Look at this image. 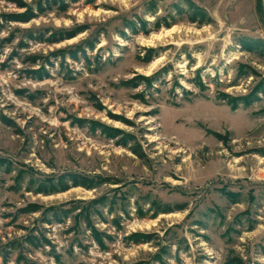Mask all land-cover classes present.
<instances>
[{
    "label": "rangeland",
    "instance_id": "obj_1",
    "mask_svg": "<svg viewBox=\"0 0 264 264\" xmlns=\"http://www.w3.org/2000/svg\"><path fill=\"white\" fill-rule=\"evenodd\" d=\"M0 264H264L262 0H0Z\"/></svg>",
    "mask_w": 264,
    "mask_h": 264
},
{
    "label": "trees",
    "instance_id": "obj_2",
    "mask_svg": "<svg viewBox=\"0 0 264 264\" xmlns=\"http://www.w3.org/2000/svg\"><path fill=\"white\" fill-rule=\"evenodd\" d=\"M192 9H193V13H196V11H198V14L201 15V19L200 21H204L203 19V16L205 15L203 13L202 10H200L199 8L197 7H194L193 8V5H191ZM28 20L30 18H27ZM196 20L195 17L191 18L190 21L194 22ZM71 34H68V36L66 37H70ZM260 44L259 41H244V40H241L240 41V45L243 49L245 50H250L252 51L251 49H253V46L254 44L257 45ZM82 54L84 55V52H82ZM70 57L72 58H76V52H73L72 54H70ZM151 57L148 56L147 57V60H149ZM197 78H199V76L197 75ZM145 81H147L148 85H151L154 81H156V79L154 77L152 78H145L144 79ZM200 83V82H199ZM242 103H244L245 105L249 104L252 100L251 99H246V98H240ZM116 136V135H115ZM68 178L71 180L72 182V186L76 187V186H81V187H84L86 189H92V188H95L97 186V184H95V182H88V180H86L85 178L83 177H80V176H76V175H69ZM63 177H61L56 183H52V182H49V183H46V184H42L38 190H37V193H44V194H48V193H52V192H57V191H64L66 189H68V186L67 184H65V182L62 180ZM94 233V237L97 239L98 242H100V240L98 239V236L96 235L95 232ZM32 240V239H31ZM30 241V243H32V241ZM41 244V243H40ZM46 244H48V242L46 241Z\"/></svg>",
    "mask_w": 264,
    "mask_h": 264
},
{
    "label": "bare ground",
    "instance_id": "obj_3",
    "mask_svg": "<svg viewBox=\"0 0 264 264\" xmlns=\"http://www.w3.org/2000/svg\"><path fill=\"white\" fill-rule=\"evenodd\" d=\"M170 32V30H166L163 34H161V33H159V34H155V35H152L149 39H151V40H148L147 42H151L152 40H158V39H160L162 36H164L165 34H168ZM158 60H160V59H158ZM157 60V62L156 63H158L159 61ZM155 62H153L152 63V66L151 67H153V65L155 64ZM150 70V69H149Z\"/></svg>",
    "mask_w": 264,
    "mask_h": 264
},
{
    "label": "water",
    "instance_id": "obj_4",
    "mask_svg": "<svg viewBox=\"0 0 264 264\" xmlns=\"http://www.w3.org/2000/svg\"><path fill=\"white\" fill-rule=\"evenodd\" d=\"M262 7H263V10H264V0H262Z\"/></svg>",
    "mask_w": 264,
    "mask_h": 264
}]
</instances>
